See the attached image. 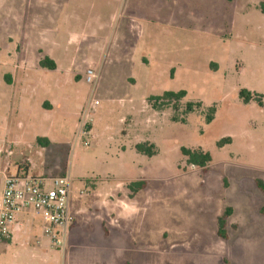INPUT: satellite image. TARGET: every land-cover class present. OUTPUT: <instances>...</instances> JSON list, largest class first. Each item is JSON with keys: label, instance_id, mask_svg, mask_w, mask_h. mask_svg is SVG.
I'll use <instances>...</instances> for the list:
<instances>
[{"label": "rangeland", "instance_id": "obj_1", "mask_svg": "<svg viewBox=\"0 0 264 264\" xmlns=\"http://www.w3.org/2000/svg\"><path fill=\"white\" fill-rule=\"evenodd\" d=\"M242 88L264 94V0H0V141L33 174L71 176L75 219L58 247L28 214L0 264H264V97L245 103ZM180 89L178 110L153 107Z\"/></svg>", "mask_w": 264, "mask_h": 264}, {"label": "built area", "instance_id": "obj_2", "mask_svg": "<svg viewBox=\"0 0 264 264\" xmlns=\"http://www.w3.org/2000/svg\"><path fill=\"white\" fill-rule=\"evenodd\" d=\"M93 76L94 70L89 69L86 80L91 82ZM13 153L10 145L0 141V243L13 237L19 215L33 214L42 221L43 235L53 245L63 246L75 220L71 176L33 174L15 163Z\"/></svg>", "mask_w": 264, "mask_h": 264}, {"label": "trees", "instance_id": "obj_3", "mask_svg": "<svg viewBox=\"0 0 264 264\" xmlns=\"http://www.w3.org/2000/svg\"><path fill=\"white\" fill-rule=\"evenodd\" d=\"M40 65L42 67H46L49 69H55L56 63L53 59H51L48 55L44 56L40 60ZM240 97L243 99L245 103H249L252 100H255L259 105H263V97L264 94L251 91L247 88H242L239 92ZM187 95V91L185 89L180 90H165L161 95H154L150 97V101H152V105L156 109H162L164 106L173 103V108L175 110L179 109V102ZM202 106V102H193L189 101L186 104L185 113L193 112L195 109H199ZM216 112L215 106H208V113H206V122L210 123ZM173 120L177 121L180 120L185 122V117L178 119L176 116H173ZM46 139V138H45ZM230 138H222L217 142L219 147H222L226 142H228ZM48 142V140H47ZM155 147L154 143L149 142H139L136 144V150L142 154L147 156H153L155 154ZM182 153L187 156V160L191 164L198 165L204 169L207 168L209 162L212 161V154L210 151H204L201 149H192L187 147L181 148ZM256 184L259 189L264 192V180L257 179ZM146 186L145 180H136L132 181L129 184V188L133 193H137L139 190L143 189ZM232 209L229 207L224 215H222L218 220V234L222 237L227 236L226 231V218L231 213Z\"/></svg>", "mask_w": 264, "mask_h": 264}, {"label": "crops", "instance_id": "obj_4", "mask_svg": "<svg viewBox=\"0 0 264 264\" xmlns=\"http://www.w3.org/2000/svg\"><path fill=\"white\" fill-rule=\"evenodd\" d=\"M7 80L10 83L11 82H15V77L14 76H11V75H8L7 76ZM21 94L22 95L23 94L25 95L26 94V91H21ZM22 97H24V96H22ZM23 100H24V98H22V101ZM115 196L110 199L111 202H112V204H111V206H112V213L114 215L113 216L114 219L111 220V222H112V226H111L112 227V231H111V234L114 232V236L116 234V229H119L120 230V227L122 228V224L120 225V224H117V223L120 220V218L123 216V213L125 212V210L127 209V207H126L125 204H128L127 200H125L124 198H121L120 194L116 193ZM27 217L28 216L27 215H24V214L19 215V217H18V224H17L16 228L14 229L13 237H14L15 233L20 232V231H23V227H24L25 221H26L25 218H27ZM13 237L10 240L3 241L2 243L4 244V242L6 243V242L12 241ZM113 237L110 238V239H113ZM106 239H109V238H106Z\"/></svg>", "mask_w": 264, "mask_h": 264}]
</instances>
